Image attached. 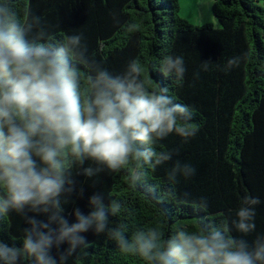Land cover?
<instances>
[{
  "label": "clouds",
  "instance_id": "1",
  "mask_svg": "<svg viewBox=\"0 0 264 264\" xmlns=\"http://www.w3.org/2000/svg\"><path fill=\"white\" fill-rule=\"evenodd\" d=\"M82 41V34L53 38L29 8L21 13L15 0H0V219L14 212L30 225L22 246L0 239V264H60L89 247V231L105 234L121 253L144 264H264V235L245 238L256 230L260 200L252 196L242 199L230 221L202 219L198 227L167 235L158 225L130 235L126 225L113 226L109 217L122 204L105 203L102 192L89 198L87 215L75 208L69 222L64 201L77 191L73 166L86 178L127 170L133 187L146 183L148 169L169 162L170 189L178 176L196 173L161 144L173 133L185 142L196 135L190 107L175 102L166 87L150 88L139 59L114 74L89 58ZM240 59H229L227 67H238ZM158 71L182 82L184 58L167 55ZM41 214L47 219H37ZM65 244L58 260L52 250Z\"/></svg>",
  "mask_w": 264,
  "mask_h": 264
},
{
  "label": "trees",
  "instance_id": "2",
  "mask_svg": "<svg viewBox=\"0 0 264 264\" xmlns=\"http://www.w3.org/2000/svg\"><path fill=\"white\" fill-rule=\"evenodd\" d=\"M15 6L21 13L29 8L38 15L53 38L82 34L89 58L114 74L139 59L148 86L166 87L175 102L190 107L192 123L198 127L187 142L174 133L161 141L163 150L179 153L174 159L196 169L192 177L178 176L171 189L172 162L148 169L146 183L138 187L129 183L127 170L86 178L73 166L77 191L64 201L70 223L75 208L87 215L89 198L102 192L105 203L116 199L122 204L120 213L109 217L113 226L126 225L130 235L137 228L158 225L167 235L178 227H198L202 219L230 221L247 195L260 204L256 230L245 238L251 242L264 235V5L260 0H213L218 27L192 25L180 16L178 0H15ZM167 55L184 58L182 82L158 71ZM233 57H240V64L229 69L227 62ZM202 200L207 207H198ZM37 219L47 217L41 214ZM28 227L22 215L10 213L0 219V239L22 246ZM232 234L241 235L234 228ZM84 235L89 247L60 264H144L137 256L121 253L105 234ZM66 248V244L53 248L51 254L59 260ZM22 264L32 262L25 259Z\"/></svg>",
  "mask_w": 264,
  "mask_h": 264
},
{
  "label": "rangeland",
  "instance_id": "3",
  "mask_svg": "<svg viewBox=\"0 0 264 264\" xmlns=\"http://www.w3.org/2000/svg\"><path fill=\"white\" fill-rule=\"evenodd\" d=\"M180 5V16L194 26L219 24L212 13L213 0H178ZM264 5V2H261Z\"/></svg>",
  "mask_w": 264,
  "mask_h": 264
},
{
  "label": "built area",
  "instance_id": "4",
  "mask_svg": "<svg viewBox=\"0 0 264 264\" xmlns=\"http://www.w3.org/2000/svg\"><path fill=\"white\" fill-rule=\"evenodd\" d=\"M261 2H264V0H260Z\"/></svg>",
  "mask_w": 264,
  "mask_h": 264
}]
</instances>
